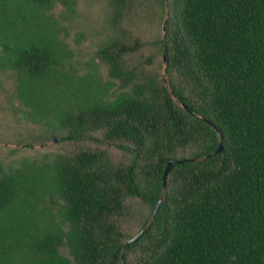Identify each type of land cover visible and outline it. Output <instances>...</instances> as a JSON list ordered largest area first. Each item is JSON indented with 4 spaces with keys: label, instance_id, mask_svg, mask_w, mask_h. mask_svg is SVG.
<instances>
[{
    "label": "trees",
    "instance_id": "1",
    "mask_svg": "<svg viewBox=\"0 0 264 264\" xmlns=\"http://www.w3.org/2000/svg\"><path fill=\"white\" fill-rule=\"evenodd\" d=\"M90 1L103 39L80 62V0H0L15 114L97 144L0 163V264H264V0ZM150 2L146 41L130 24Z\"/></svg>",
    "mask_w": 264,
    "mask_h": 264
},
{
    "label": "rangeland",
    "instance_id": "2",
    "mask_svg": "<svg viewBox=\"0 0 264 264\" xmlns=\"http://www.w3.org/2000/svg\"><path fill=\"white\" fill-rule=\"evenodd\" d=\"M90 0H80V18L70 40L77 51V59L80 62L95 57L99 42L103 39L104 10L101 5H93ZM160 9L154 2L142 7L134 18L130 28L135 34L146 41H152L162 33V24L159 22ZM80 30L87 32V39L82 45L77 46L74 42L75 33ZM165 69V65H164ZM165 73V72H164ZM15 90L14 77L0 71V163L17 164L25 157L39 156L44 153L74 152L81 146L96 147L93 141L75 143L71 141L60 142L59 140H46L43 136V129L21 119L15 114L16 100L12 97ZM114 158H120L122 151L115 146L105 144ZM146 214L147 210L138 205ZM138 223V224H137ZM140 222L137 220L125 226L130 235H135L139 230ZM68 254L67 249L64 250ZM133 262V258H131Z\"/></svg>",
    "mask_w": 264,
    "mask_h": 264
},
{
    "label": "water",
    "instance_id": "3",
    "mask_svg": "<svg viewBox=\"0 0 264 264\" xmlns=\"http://www.w3.org/2000/svg\"><path fill=\"white\" fill-rule=\"evenodd\" d=\"M166 32H167V21H165V23H164V33H166ZM164 65H165V69H164V70H165V80H166L168 86H170V83H169V81H168V79H167V76H166V68H167L168 65H169V55H168V50H167V46H166L165 43H164ZM179 102L181 103L180 100H179ZM205 120H206L209 124H211V125L217 130V131H219V128L217 127V125H215L211 120H208V119H206V118H205ZM223 149H224V147H223V143L220 142L219 148L215 151V154H218V153L222 152ZM191 160H193V161H198V160H200V158H198V157L191 158V159H180V158L178 159V158H174V159H171V160L169 161L168 166H167V169H166L165 178H164V188H165V189H166V187H167V178H168V174H169V172H170V169H171L172 165H173L174 163L182 164V163H185V162H187V161H191ZM163 201H164V197L162 196L161 199H160V201H159V203H158V205H157V207H156V210H155V212H154L152 218H154L155 215L158 213V211H159V209H160V207H161ZM130 241H132V239H131ZM122 257H123L124 264H125V254H124V253H123V256H122Z\"/></svg>",
    "mask_w": 264,
    "mask_h": 264
}]
</instances>
